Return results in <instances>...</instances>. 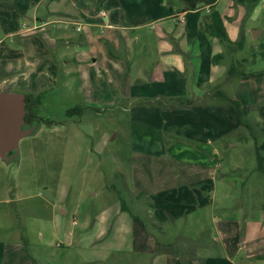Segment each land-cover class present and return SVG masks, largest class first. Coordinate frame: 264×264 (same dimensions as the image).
I'll list each match as a JSON object with an SVG mask.
<instances>
[{"label": "rangeland", "instance_id": "1", "mask_svg": "<svg viewBox=\"0 0 264 264\" xmlns=\"http://www.w3.org/2000/svg\"><path fill=\"white\" fill-rule=\"evenodd\" d=\"M51 1L0 0V91L36 97L35 112L42 120L31 134L19 140L14 159L0 157V251L5 242H19L24 259L29 252L35 260L63 259L79 264L83 259H97L88 264H128L132 251L111 252L104 242L107 236H102L99 228L105 222L109 228L112 220L107 218L112 215L115 221L122 212L119 196L125 198L130 211L142 210L136 201L130 202L128 189H139L135 175L144 179L149 176L145 169L151 164L144 165L136 155L143 156L139 151L150 146L132 141L130 160L140 165L133 171L126 159L130 151L129 123H136L134 114L142 99L126 101V97L129 92L148 93L143 88L166 90L167 81L174 78L170 73L150 70L161 58L153 37L168 23L146 24L159 14L158 0H120L129 7L128 17L120 22L142 23L134 30L71 23L58 15ZM76 1L90 14H96L107 2ZM164 1H169L172 11L184 19L170 20L167 38L169 53L182 61L183 75H177L182 92L189 85V96L202 99L207 89L219 86L240 104L245 115L264 126V63H255L259 51H264V0L253 6L249 0ZM210 10L220 14L230 41L242 38L241 49L235 45L232 51L202 28L201 20ZM118 52L124 57H115ZM220 53L223 57L217 59ZM232 61L239 69L254 70L225 80ZM138 72L145 73L141 84L135 81ZM220 79H224L222 85H217ZM75 105L83 106L82 112L68 116L66 111ZM129 106L132 111L127 112ZM197 106L193 115H178L179 122L172 130L198 134L222 150L219 170L232 167L230 174L245 184L230 195L221 189L217 203L234 205L232 198L241 194L248 221L261 209L263 220L254 227L264 229V162L259 171L254 142L239 138L247 132L235 130L237 118L231 104L215 98L208 105ZM166 113L163 118L169 124L170 113ZM256 145L264 157V138H259ZM217 203L213 205L215 219L224 213ZM234 207L225 213H240ZM192 216L194 213L190 219ZM188 227L192 224L186 223ZM198 237L205 238L202 234ZM263 237L264 230L253 241L248 237L244 250L264 251ZM89 239L97 241L96 245L103 243L93 250L81 246L82 240Z\"/></svg>", "mask_w": 264, "mask_h": 264}, {"label": "crops", "instance_id": "2", "mask_svg": "<svg viewBox=\"0 0 264 264\" xmlns=\"http://www.w3.org/2000/svg\"><path fill=\"white\" fill-rule=\"evenodd\" d=\"M158 1L156 10L159 14L152 16L153 19H149L146 24L168 23V27L163 28V31H159L153 37V42L157 46V55L161 58L154 64L156 67L150 70L158 69L164 73H170L174 78L167 81L168 88L166 90L164 88H143L148 93L139 95L129 92L126 97V101L142 99L134 114L136 123L133 124V121L129 123L128 145L130 151L127 153L126 159L130 162L133 171L134 166L138 169L140 165L130 160L133 153L132 141L136 140L138 144L150 146L146 151H139V153H143V156L138 157L136 155L138 160H144V165L146 163L151 164L145 169L149 176L144 179L133 174L138 178L139 189L136 191L128 189L130 202L136 201L142 210L132 212L138 217H133L127 211L121 210L122 212L115 221L111 215L110 218H107L112 220L110 227L107 228L108 222H105V225L99 228L101 230L99 233L102 236H107L104 242L110 245L111 252H118L123 249L132 251L128 264H264V251L246 252L244 250L248 237L250 241H253L257 234L263 233V228L257 230L254 227L256 222L263 220L261 209L255 211V219L248 221L247 208L241 194L239 198L232 196V203L240 209V213L235 212L234 215L225 213L226 209L234 206L231 202L224 206L218 204L220 202L218 195L221 193V189L229 195L234 194L244 187L243 180H238V182L233 174H230V171L234 170L232 167L219 170L222 150L214 146L212 141L205 140L195 133L186 134L172 130L175 127L174 124L179 122L176 118L178 115L186 112L193 115L197 112L195 110L197 105H208L214 101L215 97L210 95L211 91L205 93L202 99L192 105L182 106L172 103L166 105L176 101V99L188 98L191 89L188 85L182 92V84L180 81L178 82L177 78V75H183L181 71L182 61L179 56L169 53L171 44L169 45L167 40L170 20L174 18L175 21L182 22L184 19L178 12L172 11L169 1L167 3L164 0ZM51 4L63 20L75 24L79 23L87 28L98 24L115 30L118 28L134 30L142 25V23L133 22L130 25H124L120 22L121 18L126 19L128 17L126 11L129 10V7L124 6L120 0H107L105 7L99 9L96 14H90L88 9L83 8L81 3L76 0H52ZM211 11L216 10H210L201 20L203 29L202 22L207 19ZM119 50L122 49H117V51ZM114 56L122 58L124 54L118 52L114 53ZM147 70L144 69L145 72ZM161 71L158 74L159 78L162 75ZM144 74L138 72L135 81L141 84L144 81L142 77L145 76ZM223 80L220 79V83L217 85H222ZM200 93L195 92L199 95ZM155 99L163 100L165 104L159 107L145 103L146 100ZM119 101L123 100L120 99ZM128 111H132L130 106ZM166 111L170 113L169 124L163 118V114L167 115ZM186 123L183 121L182 125L187 126ZM235 130H239L238 121ZM164 144L166 145L165 148ZM218 171L219 175L217 176ZM136 196H139V199H135ZM215 202L219 210H222L220 212H224L223 216L218 219H215L214 216L213 205ZM192 213L194 216L190 219L189 215ZM141 219H146L148 223L150 221L161 225L162 230L150 229L147 232ZM186 223L192 224V227L186 228ZM201 234L205 236L204 239L198 237ZM156 241L161 242V244H171L177 249V252H157ZM262 241L264 243V237ZM96 242H91L90 239L86 242L82 240L81 246L93 250L103 243L100 242L96 245L94 244ZM104 251L108 253V250ZM145 254L148 255L147 260L144 259L147 262L143 263ZM23 256V248L19 242H5L1 246L0 264H71V262L63 259L35 260L32 253L29 252L26 259ZM21 257L24 259L23 262ZM96 260L83 259L79 264L93 263Z\"/></svg>", "mask_w": 264, "mask_h": 264}, {"label": "trees", "instance_id": "3", "mask_svg": "<svg viewBox=\"0 0 264 264\" xmlns=\"http://www.w3.org/2000/svg\"><path fill=\"white\" fill-rule=\"evenodd\" d=\"M242 1V0H240ZM259 0H249V4L250 6H253L255 3H257ZM202 25L204 27V29L212 36H215L217 38H219L221 41L225 42L228 45V48L231 49L232 51L236 50V47H238L239 49L242 48L243 43H242V38L240 37L237 41L232 42L229 40L226 31L224 29L222 20H221V16L217 11H211V13L209 14V16L207 17L206 20H203ZM236 45V47H234ZM255 53H253L252 55H254ZM259 59H257L255 61V63L257 61H261L264 63V51H259ZM217 59H220L223 57V55L217 54L215 56ZM241 67V65H240ZM254 69H249V70H243V69H239V65H236L233 61L229 64L226 74H225V80H230L232 78H237V77H241L247 73H251L253 72ZM212 91V95L217 98L220 99L223 102H227L229 104L232 105L234 111H235V115L239 124V128L240 129H244L247 133H241V135H239V138L241 140H247V139H251L254 142L255 145V149H256V156H257V160H258V165H257V169L259 171L263 170V162H264V157H263V153L262 151L258 148V145H256L257 141L259 138H264V126H261L260 122L258 120H256L255 118H253L251 115L247 116L242 112V109L240 107V104L235 101L232 100L230 98L227 97V95L223 92V90L219 87H213L211 89H208L206 94ZM36 98V97H35ZM200 99L195 98L193 96H189L188 98H183V99H176V101L173 102H169L172 104H176V105H182V106H186V105H192L195 102L199 101ZM37 101V99H36ZM146 104H154L157 106H162L165 104V102L163 100L160 99H155V100H146L145 101ZM168 104V103H167ZM83 110V106L81 105H75L74 107L69 108L66 111V114L68 116H71L72 114L75 113H81ZM120 208L122 211H127L131 216H136L135 214L132 213V211H130V209L127 206V202L125 200V198H120ZM135 199H139V196H136ZM144 225V228L147 232H149L150 229L156 230V231H161V225L159 224H155L153 222L149 223L147 222V220H143L141 219ZM156 246L157 249L156 251L159 253L162 252H173L176 253L177 249L174 248L171 244L166 245V244H161V242L156 241Z\"/></svg>", "mask_w": 264, "mask_h": 264}, {"label": "water", "instance_id": "4", "mask_svg": "<svg viewBox=\"0 0 264 264\" xmlns=\"http://www.w3.org/2000/svg\"><path fill=\"white\" fill-rule=\"evenodd\" d=\"M27 94L17 91H0V157L12 160L17 155L19 140L32 133L25 128Z\"/></svg>", "mask_w": 264, "mask_h": 264}, {"label": "flooded vegetation", "instance_id": "5", "mask_svg": "<svg viewBox=\"0 0 264 264\" xmlns=\"http://www.w3.org/2000/svg\"><path fill=\"white\" fill-rule=\"evenodd\" d=\"M35 104H36V99L35 98H33V99L32 98H28V105H27V109H26V112H25V122H24V127L25 128H30L33 131L35 130L37 125H39L40 121H42L36 115V112H35L36 105Z\"/></svg>", "mask_w": 264, "mask_h": 264}]
</instances>
